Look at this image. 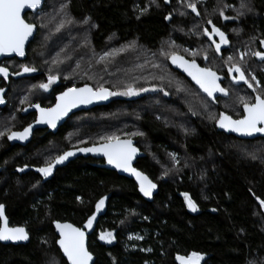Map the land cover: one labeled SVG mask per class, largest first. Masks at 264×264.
<instances>
[{
    "label": "trees",
    "instance_id": "1",
    "mask_svg": "<svg viewBox=\"0 0 264 264\" xmlns=\"http://www.w3.org/2000/svg\"><path fill=\"white\" fill-rule=\"evenodd\" d=\"M191 2L199 15L186 0L170 5L164 0H47L40 12L26 16L38 27L27 59L6 60L4 65L12 73L21 72V65L36 71L1 82L9 93L7 106L0 108V131L5 132L0 137V204L11 226L27 228L31 241L0 243V264H67L54 223L86 229L102 197H107L105 212L89 236L94 264H177L178 255L193 252L207 258L203 264H264V209L259 203L264 200V135L243 140L216 128L220 112L234 119L242 116L238 97L254 102L256 95L246 85L230 82L229 64H242L264 95V61L252 55L263 52L264 0ZM62 4L67 5L63 10ZM221 9L227 16L244 14L223 23ZM213 26L229 41L219 53L205 35ZM240 52L246 53L242 61ZM173 54L216 72L229 97L216 95L214 103L171 67ZM49 75L57 80L44 91L39 85L48 83ZM85 85L111 92L128 86L148 91L112 96L109 105L73 115L57 132L36 131L26 147L7 139L11 131L36 120L32 105L51 107L59 93ZM135 132L143 135H131ZM109 135L134 140L145 154L136 167L158 187L152 201L141 197L133 180L107 169L104 160L78 158L55 167L47 178L36 171L65 151L102 144L99 137ZM169 153L176 154L178 163H172ZM183 193L201 213L188 210ZM98 229L115 232V241L97 240ZM129 233L142 239L130 241Z\"/></svg>",
    "mask_w": 264,
    "mask_h": 264
},
{
    "label": "snow or ice",
    "instance_id": "2",
    "mask_svg": "<svg viewBox=\"0 0 264 264\" xmlns=\"http://www.w3.org/2000/svg\"><path fill=\"white\" fill-rule=\"evenodd\" d=\"M165 3H168L169 0H164ZM43 3V0H0V56H8L15 54L16 56L23 57L25 55V44L28 41L29 37L32 36L34 32L35 25L30 22H26L22 13L26 9L35 10L39 8ZM152 4L156 3V0H151ZM187 7L191 9L193 13L199 15L197 10V4L191 2V0H186ZM67 5L62 4L61 9H65ZM231 7L230 5L225 4L224 8ZM241 9H245L247 12H251L252 9L247 4H241ZM147 11V7L141 9V13ZM183 15V13H181ZM244 12L237 11L235 16L225 15L223 9L219 11V15L224 20H238ZM166 20L170 19V16L165 17ZM71 22L70 20L68 21ZM88 22V18H85L84 23ZM211 24V20L208 21ZM64 26V21L61 22L57 31ZM234 31L239 32V29H234ZM212 33L219 37V43L215 44V50L217 53L221 51V45H226L229 43L226 38V34L218 27L213 26ZM205 35L209 36V39L212 38L211 34L205 30ZM262 47H264V40L260 41ZM109 55L105 53V56ZM246 53L241 54V61L243 60ZM256 58L264 61V53L256 51L252 53ZM104 57H101L103 60ZM173 64H176L178 67L183 68V70L199 85L200 89L207 94L209 98L213 99V102H216L214 93H220L223 97H229L228 89L221 87L217 82L221 79L216 72L212 71L210 68H200L195 61L188 62L184 60L183 57L177 56L175 54L170 57ZM207 59V57H205ZM233 57H228V60L231 61ZM34 67H29L26 65H21V72L14 73V75H21L22 73H32L35 72ZM235 72L236 75L232 76V73ZM228 74L232 76L234 83L243 82L247 85L248 88L252 89L256 95L254 96V102L249 98L244 96L238 97L239 103L243 107V114L239 119H233L231 116L226 115L224 112L219 113V118L216 120V124L219 128L237 133L241 136L251 137L255 134H264V95L260 94L257 89L260 88L259 81L256 77L250 72L246 76L245 70L242 64L231 63L228 67ZM10 73L7 67L0 66V76L5 80L8 79ZM250 77V79H249ZM163 79V77H160ZM57 80V77L54 75H49L48 83H41L39 88L44 91H48L51 84ZM251 81H256L255 86ZM164 95H168V92L164 91L163 88L159 89ZM148 91L146 88L135 89L131 86H128L122 92H111L107 88L98 87L93 89L85 85L83 88H68L67 91L61 93L56 97V104L51 108H42L39 104L32 105L39 112V117L37 123L47 124L50 128H55L57 121L62 117L66 116L73 108L81 104H90L93 100H106L110 96L115 95H124V96H135L140 92ZM5 89L0 88V104H4L3 93ZM21 104L25 103V100L22 99ZM26 110V109H25ZM32 125H28L23 129V131H11L7 135L8 140H27L31 134ZM5 132L0 131V137L4 136ZM131 135H143L142 132H135ZM100 140L104 143L99 144L93 147H83L79 148L78 151L82 153H94L102 154L109 165H112L114 168L128 172L131 175L135 176L138 185L139 191L143 194L144 197L151 198L153 195V190L157 187L147 175L138 171L136 168L132 167V160L137 153L136 147L133 146L131 139L121 140L116 135L101 136ZM76 155V151H65L60 155H57L54 161H46L44 166L36 168V171L44 178H47L52 175L53 169L56 165L63 164L70 157ZM253 159H256L254 154H251ZM170 159L173 164L178 163L176 154L169 153ZM27 167V166H25ZM18 171H24L23 168L18 169ZM167 174V171L164 173ZM35 187V185H33ZM185 198L187 207L193 211H197V204L190 198L188 193L182 194ZM81 198L78 196L77 200ZM107 197H102L95 205L96 211L99 212L102 206L105 204ZM259 199V198H257ZM260 207L264 209V200H260ZM5 206L0 204V241H25L29 239L28 233L23 227H10L8 220L5 216ZM215 211V209H213ZM95 219V213L90 216L85 224L86 228H91L92 223ZM56 231L59 233V239L56 243L59 245L60 250L62 251L64 257L67 259V264H92L93 256L86 247L85 244V233L77 227H74L71 224H61L55 222ZM102 241L106 243H111L114 239L112 232L101 233L99 237ZM137 239H142V237L137 236ZM129 239H132L130 236ZM201 254L196 252L191 253L188 257L177 256L176 259L179 261V264H200Z\"/></svg>",
    "mask_w": 264,
    "mask_h": 264
},
{
    "label": "water",
    "instance_id": "3",
    "mask_svg": "<svg viewBox=\"0 0 264 264\" xmlns=\"http://www.w3.org/2000/svg\"><path fill=\"white\" fill-rule=\"evenodd\" d=\"M46 1H47V0H43L42 5H41L39 8L35 9V10L26 9L25 12L22 13V15L24 16L26 22H28L27 19H26V16H27L28 14H36V13L40 12V11L43 9L44 4L46 3ZM171 1H172V0H169V2H168V3H165V4H166V5H170V4H171ZM34 25H35V24H34ZM37 29H38V27L35 25L34 32H33L32 36L29 37L28 41H27L26 44H25V55H24L23 57L16 56L15 54H11V55H8V56H0V66H4V67H6V66L4 65V62H5L6 60L18 59V60H20V61H25V60L27 59L28 48H29L30 44L33 42V40H34V38H35V35H36V33H37ZM261 47H262V46H261ZM262 50L264 51V47H262ZM177 56H181V55H177ZM181 57H183L184 60H186V61H188V62H192V61L188 60V59H187L186 57H184V56H181ZM169 61H170L171 67H172L174 70L178 71L179 73H181L182 75H184L189 81H191L193 84L197 85L196 82H195L194 80H192V78H191V77H190V76H189V75L183 70V68L178 67L176 64H173L172 61H171V59H170ZM196 64H197V63H196ZM197 65H198V64H197ZM198 66H199L200 68H202L200 65H198ZM7 68H8V67H7ZM8 70H9L10 75H9V77H8L7 80H5L2 76H0V88L5 89V92L3 93L5 103H4V104H0V108H5V107L7 106V104H8L7 95H8V93H9V88H8V87H1V82L4 81V82H6V83H9L11 79L18 80L19 78H21V77H23V76H25V75H29L28 73H27V74L22 73L21 75H14V73H12V72L10 71L9 68H8ZM87 86L93 88L92 86H89V85H87ZM197 86H199V85H197ZM83 87H84V86H81V87H75V88H83ZM108 90H109V89H108ZM65 91H67V89H66ZM65 91H63V92H65ZM109 91H110V90H109ZM63 92H61V93H63ZM61 93H59L57 96H59ZM57 96H56V97H57ZM111 97H112V96H110V97H109L108 99H106V100H93L92 103H90V104H81V105H79V106L73 108V109H72V110H71L66 116L62 117L60 120L57 121V124H56V127H55V128H50L47 124L37 123L36 121H37V119H38V117H39V112H38L37 109H36V115H37V117H36V120H35L33 123L30 124V125H32V130H31V134L29 135L28 139H27V140H24V141H20V140H14V141H15L17 144H19L20 146L26 147V146H28V145L31 143V141H32V139H33L34 134H35L36 131H38V130H46V129H49V130H51V131H53V132H57L61 127H63V126L66 124V122H67V121H68L73 115H75V114H77V113H80V112H83V111H88V110L94 109V108H96V107H103V106H107V105H109V104L111 103V99H112ZM55 104H56V101H55L54 105H52L51 107H54ZM51 107H42V108H51ZM226 115H227V114H226ZM229 116H230V115H229ZM233 119H234V118H233ZM216 128H217V131H219V132H222V133H224V134H226V135H232V136H234V137H237V138H239V139H243V140H255V139H257V138H259V137L262 136V134H255L254 136H251V137L241 136V135H239V134H237V133H233V132L225 131V130L219 128V127L217 126V124H216ZM21 131H23V130H21ZM121 140H124V139H121ZM132 142H133V146L136 147V149H137V153H136L135 157H134L133 160H132V167L136 168V163L138 162L139 159L145 157V154H144V153H143V152L137 147V145H136V143H135L134 140H132ZM98 145H99V144H98ZM95 146H97V145H95ZM90 147H93V146H90ZM81 148H83V147H81ZM78 149H79V148H77V149H72V151H76V155L73 156V157H70V158H69L67 161H65L63 164L56 165L55 167L67 166V165H69L71 162L77 160L78 158H89V157H91V158H94V159H97V160H104V162H105V167H106L107 169H109V170H111V171H113V172H116V173H117L118 175H120V176H123V177H126V178H128V179L133 180V181L136 183V185H137V187H138V191H139V185H138V182H137L135 176L131 175V174L128 173V172H124V171H122V170L116 169V168H114L112 165H109V164L107 163V161H106V158H105L102 154H98V153H97V154H94V153H82V152H79ZM136 169H137L138 171H140L138 168H136ZM22 172H26V170H24V171H22ZM140 172H142V171H140ZM142 173H143V172H142ZM143 174H144V173H143ZM145 175H146V174H145ZM147 176H148V175H147ZM148 178L152 181V179H151L149 176H148ZM152 182H153V181H152ZM153 183H154V182H153ZM139 193H140V195H141V197H142L143 199H145L146 201H149V202H150V201H152V200L154 199V197H155L156 194L158 193V187H156V188L153 190V195H152L151 198L144 197L143 194H142L140 191H139ZM188 210H189L190 212H192V213H197V214L201 213V212L198 211V210H197L196 212L191 211L189 208H188ZM4 211H5V216H6L7 220H8V224H9L10 227H12L11 224H10V220H9V218L7 217L6 209H4ZM56 222H59V223H61V224H71V225H73L74 227L80 228V227L74 225V224L71 223V222H60V221H56ZM16 227H20V226H16ZM23 228H25V227H23ZM54 228H55V223H54ZM80 229L85 233V244H86V247H87L88 250H89V236H90L91 233H90V231H87V230H85V229H82V228H80ZM25 230H26V232L28 233L27 228H25ZM55 233H56V235H57L58 238H59V233L56 231V228H55ZM28 236H29V239H28V240H25V241H16V242H12V241H0V243H1V244H4V245H26V244L30 243V241H31V236H30L29 233H28ZM58 247H59V245H58ZM59 249H60V248H59ZM60 251H61V250H60ZM89 251H90V250H89ZM61 252H62V251H61ZM90 253H91V252H90ZM62 254H63V253H62ZM91 254H92V253H91ZM92 256H93V262H92V264H94L96 259H95V257H94L93 254H92ZM63 257H64V255H63ZM185 257H186V256H185ZM201 257H202V258H201V260H200V264H203L204 261H205L207 258H206L204 255H201ZM64 258L66 259V257H64ZM66 261H67V259H66ZM176 262H177V264H179V261H178L177 259H176Z\"/></svg>",
    "mask_w": 264,
    "mask_h": 264
},
{
    "label": "flooded vegetation",
    "instance_id": "4",
    "mask_svg": "<svg viewBox=\"0 0 264 264\" xmlns=\"http://www.w3.org/2000/svg\"><path fill=\"white\" fill-rule=\"evenodd\" d=\"M222 18V17H221ZM222 21H223V23H231V22H236V20H232V19H230V20H224L223 18H222ZM211 34V36H212V38H211V41L213 42V41H215L216 43H219L220 41H219V37L217 36V35H215L214 33H210ZM214 44V43H213ZM214 46H215V44H214ZM226 48V45H221V51L220 52H222L224 49ZM262 53H264V51L262 52ZM236 75V73L235 72H233L232 73V76H235ZM232 76H228V79L230 80V82H232V83H234L233 82V80H232ZM218 83H219V81H217ZM240 84H243V82H239ZM239 83H234V84H239ZM220 84V83H219ZM245 85V84H244ZM247 86V85H246ZM216 95H221L220 93H214V96H216ZM49 130V129H48ZM51 131V130H50ZM262 135H264V134H262ZM69 151V150H68ZM136 165H137V163H136ZM137 168V167H136ZM54 170V169H53ZM105 207H106V203H105V205H104V209L98 214H96V216H95V219H94V221H93V223H92V227L91 228H86L85 230H87V231H90V235H92L93 233H95V230H96V224H95V222H96V220L98 219V216L99 215H101V214H103L104 212H105ZM104 232H112L113 233V236H114V239L112 240V242L111 243H106L105 241H102L99 237H100V235H101V233H104ZM96 237H97V240H100V241H102V242H104V243H106V244H112L114 241H115V237H116V235H115V232H113V231H109L108 229L106 230V231H102L101 229H98L97 231H96Z\"/></svg>",
    "mask_w": 264,
    "mask_h": 264
},
{
    "label": "rangeland",
    "instance_id": "5",
    "mask_svg": "<svg viewBox=\"0 0 264 264\" xmlns=\"http://www.w3.org/2000/svg\"><path fill=\"white\" fill-rule=\"evenodd\" d=\"M199 3H205V2H207V0H197ZM241 54H243V53H241L240 52V55ZM105 205V204H104ZM104 205L102 206V208H101V210L99 211V212H97L98 214L104 209ZM132 237V239H129V237ZM127 238H128V240H130V241H133V240H135V238H136V236L135 235H133V233H129V234H127Z\"/></svg>",
    "mask_w": 264,
    "mask_h": 264
}]
</instances>
